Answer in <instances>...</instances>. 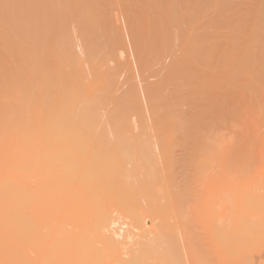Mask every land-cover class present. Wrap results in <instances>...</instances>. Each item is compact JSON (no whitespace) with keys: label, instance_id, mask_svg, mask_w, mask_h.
Instances as JSON below:
<instances>
[{"label":"bare ground","instance_id":"bare-ground-1","mask_svg":"<svg viewBox=\"0 0 264 264\" xmlns=\"http://www.w3.org/2000/svg\"><path fill=\"white\" fill-rule=\"evenodd\" d=\"M16 1H18V3L21 4L23 3L24 0H16ZM91 1L92 0H90V2ZM182 2L184 6V1ZM122 3H123L122 9L124 11L123 14L124 16L127 17L128 23L133 29L132 31L137 29L139 30L138 25L140 24V22L143 21L149 22L150 23L149 27H151V29L153 30L152 37L154 38V40L148 42L149 48L152 47L150 49L151 53H149L150 50L146 45L145 46L147 48H143V44L142 46L138 47V41L136 40L137 38L134 39L136 40L135 42L137 43L136 46L139 48V50L135 52H138L137 56L139 57L138 59L140 61V65L143 68L141 71H147V74L148 71L157 72V69L154 68V65L155 63H157V65L160 64L159 69H160L161 79L159 78L160 75L156 73L159 75V77L156 78L160 79L158 82L155 81L156 83H152V81H150L151 79L150 80L148 79L149 76H152L153 74L149 76L142 75L145 77L146 80L144 91L146 92V97L150 106L151 116L149 115L148 118L150 120H153L154 123H156V120H159L158 100L160 98L161 93L162 92L165 93L166 91V93L169 95L171 99L170 101L172 102L171 106L173 107V109H175V111L173 110V115L170 117V118L173 117L175 123L178 122V124H176L177 127L175 128V130L166 129L165 131H163L159 127H157V125L154 126L153 125L154 123H152L151 124L152 131L145 133L143 132L144 134H139V136L138 134L131 137L129 136L127 137L124 135L115 136L113 135L115 133L113 134L111 133V135L113 136L110 135L105 136L106 132L105 130L104 131L101 130V128H104L103 126L107 125V123L105 124L103 122L101 128L99 125L96 126V130L93 129V135L90 133L91 131L81 132L76 129L74 130L67 129L69 131L63 132V130H60L62 129L61 126L58 128L59 131L58 130L52 132L49 131V98L47 99L43 98V101L40 99L42 102L39 100L35 101L33 98L32 99L30 98L31 101H29V104H23L24 102L23 103L19 102V98L21 96L19 97L18 89L17 90L13 89L16 88V86L18 87L20 85V83L22 82L21 80L22 78L20 76L24 74L20 70L18 76H15L18 73L17 71L19 69H22L21 67L17 68L18 65L21 66V64L17 65L18 61L15 62L14 65H16L17 71L16 68L14 69L12 65V63H14V61L17 60V59L14 60L16 57L15 53L17 52L13 51L14 49L16 50L17 48H14L13 46L14 45L16 46V43L18 40H20V38H14L15 39L14 42L11 41L10 39L11 36L9 33L14 31V28L12 27V29H8L9 23L11 22H8V17L2 14L4 10L0 12L1 15H3L0 16L1 17L0 20H3L5 16L4 18L5 23L3 20V23H0V27L2 24L4 28L2 27L3 29L2 28L1 29L3 31L4 29H6V32L8 33L7 36L8 35L10 36L8 39L4 31L3 37L2 39H0V41L1 42L6 41L9 43V45H7L6 43L5 47L3 46L2 48H5V50H9V51L13 49L12 51L15 54V57L13 53L11 54L13 56H11L12 63H10V65H8V63L11 62L10 60L8 61V63H6L10 55L8 57L6 56L7 60L4 59V56L3 58L0 56V59H2V61L0 60L1 63L2 62L4 63L3 60H5L4 66L1 65L0 63V66H3L0 67V70L2 72V78H5L4 79L5 81H3L2 78H0L2 80L0 81V83L3 84L2 82H6L7 80L6 78L8 76L10 77V74L12 75V73L17 72L16 74L15 73L13 74L15 78H13L14 76H12V78L11 77L9 78L10 82L12 81L11 83L13 84V86L11 83L9 84L13 88H11L10 86H9L10 88H8V85L6 84L8 82L5 83L7 85V88L5 84H3L4 87H1L0 84L1 89L6 88V90L5 89L4 90L7 92V93L5 92L6 94L2 93V95L4 94L3 95L4 99L3 102H1L2 108H0L1 111L0 112V264H264V41H260L259 43L257 42L255 45L251 44L253 45V47L247 51L243 49L244 47H242L241 50L243 49V51L241 50L239 51L241 53L245 51V53L242 54L243 57L242 55H240L242 58L237 57L239 56V54L238 55L236 54V56L234 57H237V61L235 62V60H233L234 59L233 56L231 57L228 56V58H232V61L229 62L230 63L229 64L228 63L229 59L225 57L227 58V60L224 59V61L227 62L223 63L222 60L223 65L220 64L219 66L222 67L224 66V64L225 65L229 64V67L230 66L232 67V69L231 67L227 68L228 66L225 67L226 69H221V68L220 70L218 69V72H221V70H224L223 72L228 70V73L230 75L225 73V75L226 74L229 75L226 77H231V76L236 77V75L239 73L242 76H240V74L239 76L237 75L236 77L237 79L239 78L242 79L244 77L242 79L241 86L240 83L238 84L240 79L237 82L234 79L233 80L235 82L231 80L232 84H230L229 80L225 79L226 81H228L225 84V88L226 86H228L230 87V89H234L233 87L235 85L237 86L238 84V86L235 87L234 90L236 91L238 90L239 92L241 91L240 93L242 95L237 91L238 95L239 94L241 95L240 97L244 96L243 93H245L244 96L245 100L244 97L242 98L238 97L239 99H243V103L242 102L241 103L245 106V108L248 105H249L248 110H252L253 108L258 107L257 109L255 110L253 109L251 111L252 114L255 112L252 115L254 116V118L251 117L250 116L251 113L246 112V110L245 112L243 111L245 114L242 113L238 115V113L236 114L235 112L237 109L240 108V106L242 108V105L240 103L241 100L237 104L235 103L237 102L236 101L237 98L234 101L232 99L233 97L230 96L231 94L230 92L233 93V90L230 89L226 90L227 93L228 90L230 91L229 92L230 94L228 95L231 97L232 101L229 98L230 102L227 101V104L224 106V104H221V102H219L220 100L218 101V99L220 96L221 98L224 97L225 94L227 93L224 92L225 90L224 91L222 90L224 93L221 94L220 90L222 86L221 88L216 89V87H219V85H223V82H219L218 86L215 85L216 83L218 84V82H214L213 84L216 87H213L212 91L210 89L212 87L209 88V82L210 81L213 82L212 80L213 76L209 81L210 79L209 73L211 71L216 72V70H212L211 68L208 69L209 63L206 66V64H204V62H202V60L200 59L199 56L201 51H199L200 50L198 46L199 42L197 44L198 38L196 37L197 38L196 41H193L194 43L197 44L195 49L194 50L192 49L193 51L191 50L187 51V49L182 48L183 54L178 56L179 54H181V52L179 51L177 54L175 47L173 48L172 40L173 41L175 40L174 38H172L171 40V35L173 34L171 32L172 26L169 23V19L173 17L172 16L173 10L175 8L176 10L178 9L176 7L177 4L179 5L178 7L180 8V3L176 2L177 3L176 4L175 0H124ZM190 3L192 4V2ZM6 4L7 3H4L3 0H0L1 8L6 7L5 6ZM188 5L189 4H187L186 6ZM8 6H11L9 2H8ZM203 8L206 9L205 7ZM101 9L103 10V8ZM97 14L98 13L94 14L96 17L94 19L95 21L93 25L94 24L101 25V23L102 25H104L105 28L104 27L103 28L104 30L106 29L105 33H107L108 36L106 42L109 43L108 44L109 47L114 48L116 44L119 43V40H121L118 35L119 29L117 27V25L119 26L118 24L119 22L117 19L118 15L117 14L114 15L113 12L107 10L100 11L98 16ZM193 21L194 20H192V22ZM140 27L142 26L140 25ZM201 28L199 31H201ZM215 28L216 27L213 28V32H215L214 31ZM191 31L192 30H190L189 35L193 34L191 33ZM220 31L219 33H221ZM209 32L210 31H208L207 33ZM92 34L94 35L93 37H95V34L97 35V33L95 34L92 32L88 33V35H92ZM201 34L203 35L202 32ZM201 34L199 35L201 36ZM0 35H2L1 32ZM231 36L234 37V35L232 34ZM88 37L93 38L91 36ZM25 38L27 40V37ZM33 38L36 41L37 38L39 37L37 38L33 37ZM87 39L86 41L88 42ZM143 39L144 38H142V40ZM259 39L260 38H258V40ZM22 40L25 39L21 38L19 42H24ZM29 40H32V38ZM42 40L45 42L44 39ZM95 40H96L95 42H98L99 39L97 40L96 38ZM9 41H11L12 46ZM190 41H192V39ZM215 41L216 40H214V42ZM233 41L230 43H233ZM1 42L0 44H4V42L2 43ZM25 42L24 45L28 43L30 45L33 43V41H31L32 43L30 42L25 43ZM60 42L62 41L60 40ZM91 42H89V44L87 43L88 45H90L89 49L92 47L94 48L97 47L95 45L96 44L95 42L92 45ZM252 42H254V40ZM194 43L192 45H194ZM204 44L206 45V43ZM204 44L202 46H204ZM64 45H65L64 48H62V46L61 47L58 46V47H60V49L61 48L64 49V52L67 53L65 54L66 56L73 55L75 58L77 54L80 55L81 53H85V50H80L81 53L78 52L77 50L78 45L76 46V43L74 45L73 42L67 41L66 43H64ZM88 45H87V49H88ZM158 45H161L159 46L160 48H158ZM183 45L185 44L183 43ZM30 46L32 48V45ZM7 47H9V49H7ZM16 47H18V45ZM21 47L24 46L21 45ZM84 47H86V45ZM84 47H82V49ZM153 47L157 48L156 52L154 50V54L157 55V58L156 56L155 58L151 57L153 54L152 52ZM18 49L20 50L21 53L20 47H18ZM29 49L28 51H30ZM90 50L92 51V49ZM9 51L6 52L4 51V52L6 54ZM95 51L96 49L94 50V52ZM110 51L109 53L108 52L106 53L110 54ZM214 51H215V47H214ZM223 51L221 52L223 53L221 59L222 57L224 58V56H227L228 54L227 53L226 55H224L225 53ZM22 52H25V54L29 53V52L26 53V50L25 51L23 50ZM32 52L36 53V49L35 50L33 49L31 53ZM40 53L42 54L41 51ZM193 53L195 55L194 56L195 61H193V57H192ZM221 53L220 54L218 53V56L222 55ZM0 54L2 53L0 52ZM25 54L24 57H26ZM52 54L51 56H53ZM101 54L102 53H100V55ZM18 55L21 56L20 54ZM89 55H92L91 52ZM228 55H230V53ZM231 55H233V53H231ZM30 56L31 54L28 57ZM46 56L44 55V57ZM186 56H190L189 60L195 63H191L190 61V63L187 64V62L185 61H187L189 57L186 58ZM20 58L22 60L23 57L21 56ZM32 58L33 57L29 59L32 61L33 60ZM34 58L37 59L36 56ZM151 58L155 59L154 62L155 61L156 62L154 63L153 59L151 60ZM184 58H186L187 60ZM238 58H241L242 62H238L239 61ZM41 59L42 58H40V60ZM47 59H49V57ZM72 59L70 63H73ZM76 59L78 60V58ZM24 60H26L27 63L28 59H24ZM63 61L67 63L66 59ZM37 63L36 62L33 63L32 65L33 70L32 72L31 70H29L30 73L28 72L29 68H25L26 67L25 65L23 67L26 69L28 74H30L29 79L31 77L30 81H28V79L25 81H28L27 84H29V82L33 83L30 85L33 86V90L35 92L36 91L38 92L39 87H42L41 84L45 85L43 81L46 82L45 77L48 75L47 70L49 69L47 68V65L45 63V65L41 66L42 68L39 67L41 68L40 69L42 71L41 72L40 70H38L39 68L35 67ZM80 63L81 62H79V64ZM219 63H221V61ZM235 64L237 65V68L239 64V68H241L240 70H242V72H240L239 69L237 70V68H235L236 67ZM5 65L7 67H5ZM113 65L115 66V64ZM157 65L156 68H158ZM233 65L235 66L234 68ZM11 66L12 69H10ZM215 66L216 67L214 68L213 66V68L217 69V65ZM5 68L6 69L9 68L11 71L8 69L7 72ZM76 68H72L74 72L73 70H71V72L73 73L76 72V74H79L78 76L80 77L81 71L79 69V73H77L78 70L75 71ZM139 68L141 69V67ZM119 69L117 70L118 74H119ZM162 69L164 70V74L162 72L163 76L161 74ZM229 69H231L230 72L231 71L233 72V69L236 70L233 72L234 76L232 72L231 73L229 72ZM3 70H5L4 73L6 72L7 75L3 74ZM63 70L66 69L63 68ZM68 71L66 70L67 73ZM132 71H134V69ZM36 72H38L37 73L38 75H36ZM39 72H41V74ZM66 72L63 71V73H61V71H57V74H60L58 76L60 77V79L62 78L63 80L62 82L66 81L71 84H74L73 82L70 81L71 78H73L70 76L71 72L68 73L69 76L65 74ZM84 72L86 74V71ZM236 72L238 73L236 74ZM91 73L92 71H90V75H92ZM63 74H65L66 79L65 77H63L64 76ZM94 74H96L97 76L98 72L96 73L94 72ZM104 74H102L101 76L103 77ZM214 74H217V72ZM214 74L210 73V76ZM220 74L223 75L222 72ZM90 75L85 77L87 78ZM158 75H154V76H158ZM96 76L95 79L96 78L99 79L98 80L94 79L95 83L96 81L97 82L100 81V79L103 80V78H100V76L99 77ZM17 77L21 78V79L19 78L21 82L18 80ZM79 77L76 76V78L75 77L74 78L79 79ZM116 77H119V75ZM24 78L26 79V76H24ZM49 78L47 77L46 79ZM81 78L76 82L75 86L78 84V82L83 80V79L81 80ZM112 78L113 77L111 76V78L109 79V76L107 75V82H111L110 80H112ZM217 78L218 76H216V81ZM12 79L15 80L14 81L15 83H13ZM68 79L69 81H67ZM57 80L59 79L57 78ZM113 80H115L116 82L115 78ZM222 80H224V78ZM25 81H24V87L26 85ZM91 81L93 82V80ZM122 82L124 81L122 80ZM228 83L229 85H227ZM99 84L101 85V83ZM108 84L104 83L105 85L103 86L104 88L103 87L100 88L99 91L101 89L106 90L109 87L114 88L113 86L114 84H112L113 87L111 86L108 87ZM64 85L68 86L66 84ZM27 86L28 85H26V87ZM52 87L53 85L52 86L50 85V87L48 88L51 89ZM71 87L73 88V85L72 86L70 85V88ZM136 87L138 88L139 86ZM241 87H243V89L245 88L244 89L245 92L242 93ZM22 88H23L22 85H20V89ZM135 88L132 92H130L131 94H129L130 100H132L134 103L137 102V98L140 97L139 92ZM28 89L30 91V88ZM84 89L85 88H83V90ZM214 89H216L220 93V96L218 93L215 94V97L213 95L214 98H216L218 95V98L215 102H213V105L216 102H217L216 104H218L219 102L221 105H223V106L220 105V107H223L220 108L223 111L221 112L220 110L218 111L220 113L217 112L216 110L217 107H214L216 105L212 106V104L210 103V98L212 96L210 97L211 94L209 93L214 94L213 93ZM33 90L30 93H32ZM91 90L92 89H90L89 92H91ZM114 90L113 92H115ZM216 90L215 93L217 92ZM22 91L20 92L22 93ZM47 91L48 90H46L45 92ZM86 91L88 90L86 89ZM99 91L97 90V92ZM45 92L43 91L44 94ZM49 92L47 93L49 94ZM81 92L78 94L79 96ZM108 92L106 91L105 93ZM164 93H162V95L165 96L166 93L165 94ZM234 93L233 95L235 98L236 93L235 94ZM98 94L100 95L99 99L105 96L104 98L105 100H107L106 97L108 95L106 96V94H104V91H102L101 93H97V95ZM101 94H104V96L103 95L101 96ZM93 95L96 96L95 93H93ZM99 95L96 98L94 97L92 98L97 100ZM26 96L24 98L28 97ZM83 97H85V95ZM227 97L228 96H226V98ZM0 98H1V94H0ZM85 98H89V97L86 96ZM223 99L224 100H222V102L224 101L223 103H226L225 98ZM102 100L103 99H101V101ZM86 101H90V100H86ZM231 102L235 103V104L232 103L235 106V108L234 106H232V108H234L233 110H230L232 109L231 107L229 109V106H231ZM93 103H97V101ZM103 103L104 102H102L101 104ZM106 103H107L106 104L107 107L105 106L106 109H104L105 107L103 108L104 105L103 106L101 105L99 107L97 106V108H99L100 111L102 110L100 107L103 108V111L104 110L106 111L107 109L113 110L114 112L116 111V114H113L114 112L112 111H110L109 113L108 110L107 112H104V114L107 113L106 116L109 117V118L106 117L108 122L109 121L114 122L112 121V119L114 120L117 119V116L118 117L127 116L126 112H128V109L125 110V113L123 115L124 110L122 111L120 105L118 106V104L117 105L115 104L116 106L115 107L109 102L113 107L108 108V104H109L108 100ZM3 105H4V109H3ZM86 105L87 104H85V106ZM90 105L91 106L88 105L89 107L87 110H91L92 109L91 107H95L94 106L95 104H90ZM140 105L141 104L139 103V106ZM117 106L120 108H117ZM167 106H170V104ZM171 106H170V110L172 111ZM27 107L31 108L34 114L33 115L30 114L31 115L30 118H27L28 116L23 117L26 118V120L25 119L19 120V118L24 116L25 115L24 113L27 112L26 111ZM212 107L215 108V112H217V114H213L214 111L212 110ZM123 108L126 107L123 106ZM241 108L238 111L239 113ZM130 109L131 111L132 109L134 111V108H130ZM117 110H121L119 111L121 112L119 114L122 115L119 114L117 115ZM165 110L167 109L164 108V111ZM256 110L258 111L256 112ZM100 111L97 110L98 113ZM103 111L101 113H103ZM226 111L228 114H224L226 115L224 117L223 115L220 116L222 117L221 119L223 122L222 124L220 123L219 124L220 126H222L225 123L223 127L225 128L227 126V129L229 127L230 128L232 127L231 131L234 130L233 133L231 132L232 137H229L230 131L223 129V131L226 132H222L218 129V126H211V128L217 127L219 132L217 131L218 132L217 133L215 131L213 134H210L211 120L215 117L217 118L220 114L226 113ZM98 113L97 115L99 116ZM130 113L128 112V114L130 115L128 116L129 119L128 117H126L128 123L126 122L125 119H123V121H125L127 126L129 122H132V120L130 121L131 119L130 117L132 113L131 114ZM260 113H262V115ZM108 114H113L114 116L111 115L112 118H110ZM243 114L246 116H244ZM241 115H243L242 119L246 118L245 120L247 121H249L248 119H250V117L251 120L252 118L253 119L256 118L254 121L252 120L253 121L252 124L249 122L254 127H251L250 124L247 123V121H245L247 127L246 125H243L244 128L246 127L245 129L242 128L243 134L245 135L243 136V139H242L243 134L241 133L242 126L240 124L241 117H239ZM136 116H139V114ZM103 117L104 115L102 116V118ZM236 118H240V120ZM257 118L259 119L258 122L259 121L262 122L261 123L256 122ZM106 119L104 121H106ZM100 120L98 122L95 120L94 122H97L99 124V122L100 123L102 122ZM118 120L122 121V119L120 118ZM224 121L226 122L229 121L230 124L232 125L231 126L226 125V122ZM116 122L117 120H115V123ZM61 123L62 122H60V124ZM125 123L123 122L124 126L126 125ZM136 123H138V121ZM245 123L243 122L242 124ZM120 124L122 125V123ZM120 124L118 123L117 125ZM97 127H99L100 129V131L98 132L101 133V131H103L105 132V134L103 133L104 135L102 134V136H100L101 134L97 132L98 129ZM107 127L110 126L107 125ZM114 127L116 129V126ZM120 127L119 129H122L123 126L121 128ZM132 127L134 128V126H129L130 129ZM124 129H126V127ZM109 131L113 132V129L112 131L111 130ZM249 132L250 134L253 133V137L251 136L252 139L249 136ZM94 133H97V136ZM253 140L254 142L252 143ZM242 141L243 144L239 145L238 147V149L240 147L242 148L241 151L239 149V153H241V156L237 154L238 158L237 160H234L232 158L235 157V155L232 156L230 154L233 152V148H235L237 144L242 143ZM254 146H255V150L253 149L254 152H252L251 150L252 148H254ZM194 182H196V184H194ZM191 184H194L193 186L198 184L199 191L197 194L189 191ZM190 192L194 193L195 196L194 194L190 195ZM190 196L191 198L193 196V199H191Z\"/></svg>","mask_w":264,"mask_h":264},{"label":"rangeland","instance_id":"rangeland-1","mask_svg":"<svg viewBox=\"0 0 264 264\" xmlns=\"http://www.w3.org/2000/svg\"><path fill=\"white\" fill-rule=\"evenodd\" d=\"M4 1V3H7L5 6L6 7H4V8H1V11L0 12H2L3 10V12H2V14L3 15H5V16H7L8 17V22H11V23H9V28L8 29H12V27L14 28V31H12V32H10L9 34H10V36H11V41L12 42H14V38H20V40H21V38L22 39H25V40H22V41H26V42H30V43H32L31 41H33V43L32 44H30V45H32V48L35 50L36 49V53L34 52H32L31 53V51H33V49L31 48V46L29 45V43L28 44H26V45H24V42H19L20 40H16L17 41V43H16V46L18 45V47H20V49H21V53H20V50L18 49V47H16L15 45L13 46L14 48H17L16 50L14 49H12L13 51H15V52H17V53H15L16 54V57H15V54L13 53V51L12 50H5V48H2L3 46L5 47V45H6V43H7V45H9V43L8 42H6V41H2V42H4V44H0V52L2 53V54H0V56L3 58V56H4V59H6L9 55H10V57H8V60H7V62L6 63H8V61L10 60L11 62H9L8 63V65H10V63H12V60H11V56H13L14 55V57H15V59H14V57H13V59L14 60H16V61H14V63H12V65H13V68L15 69L16 68V65H14L15 64V62H17V65L18 64H21V66L20 65H18V67L17 68H22V69H19L18 71H17V68H16V71L18 72H14V71H12V72H14L16 75L15 76H18V74H19V71L21 70V72H23L24 74L23 75H21L20 77L22 78H20V77H17L18 78V80L21 82V80H22V82L20 83V85H22V87L24 88H22V89H20V85L17 87L16 86V88H13V87H11V85L9 84V83H11L10 82V77L12 78V76H14L13 74L14 73H12V75L10 74V77L8 76L6 79V82H8V83H6V82H2L3 84H7L8 85V88H13V89H18V91H19V102H24L23 104H29V101H31V99L33 98L35 101H43V98H45V99H47V98H49V131H55V130H58L59 131V127L61 126V128L62 129H60V130H63V132H66V131H69V130H74V129H76V130H78V131H91L90 133L93 135V129H95L96 130V126H99L100 125V128H101V126L103 125V122L106 124L107 123V125L108 126H110V127H113V128H110V127H107V125H105V126H103L104 128H101V130H105V132H106V134H105V132H103V131H101V133L100 132H98V131H100V129H99V127H97L98 129H97V132L99 133V134H101L100 136H102V134L104 133L105 134V136H107V135H110V136H113V135H115V136H129V137H131V136H135V135H137L138 134V136H139V134H144L145 132H151L152 131V123H154V121L153 120H150L148 117H149V115H150V106H149V103H148V100H147V97H146V92L144 91V89H145V85H146V80H145V77L144 76H149V75H152V76H149V80L150 81H152V83H156V82H158L160 79H161V75H160V69H159V65L160 64H158L157 65V63H155L154 62V60L155 59H153V58H155V56H156V58H157V55L156 54H154V50H155V52H156V50H157V48H155V47H153V50H152V52H153V54H152V56L151 57H153V58H151V60L153 59V62L155 63V65H154V68L155 69H157V72L155 71V72H153V71H148V74H147V71H141L143 68H142V66L140 65V61H139V57L137 56L138 55V52H135V51H138L139 50V46H142V44H143V48H147L148 47V49L150 50L152 47H150L149 48V46H148V42L150 41H152V40H154V38L152 37V34H153V30L151 29V27H149L150 26V23L149 22H146V21H143V22H140V24L138 25L139 26V30L137 29V30H134V31H132L133 29L131 28V26L129 25V23H128V20H127V17L126 16H124V14H123V9H122V6H123V1L124 0H92L91 2H90V0H24L23 1V3H18V1H16V0H3ZM69 1V2H68ZM89 1V2H88ZM111 1H112V3H111ZM179 0H175V3L177 2V3H180V8H182V9H180L178 6V4L176 5V7L178 8L177 10H176V8L173 10V17L172 18H170L169 19V23H170V25L172 26H170L171 27V32H172V34L173 35H171V40H172V38H174V40L175 41H173L172 40V44H173V48L175 47V50H176V53L178 54V52L180 51L181 52V54H179L178 56H180V55H182L183 53H182V51H183V49L182 48H184V49H187V51H189V50H191V51H193L194 49H195V47H196V45L198 44V42H199V44H198V46H199V51H201L200 52V59L202 60V62H204V64H206V66L208 65V63H209V65H208V69H212V70H216V72H217V74H214V73H216V72H210L211 74H214V75H211L210 76V73H209V81L211 80V77L213 76V78H212V80H213V82L212 81H210V82H212V83H210L209 82V88L210 87H212V88H210L211 89V91L213 90V87H216L215 85H219V82H223V85H219V87H216V89H218V88H221V86H222V88H225V84L228 82V81H226V80H229V82H230V84H232L231 83V80H235L236 82L240 79H237L236 77H237V75L239 76V74H237L238 72H236V77L234 76V74H233V72L234 71H236V70H234L233 69V72H232V74H233V76L234 77H226V76H229L230 74L228 73V70H226L225 72H223L224 70H221V72H222V74L226 77H224L223 75H221L220 73L221 72H218V69L220 70V68L221 69H226L225 67H227V68H230L229 67V62H231L232 61V58H228V56H236V54L238 55L239 54V56H237V57H241L240 55H242V54H244L245 53V51L244 52H239L240 50H241V48L242 47H244L243 49H245L246 51L247 50H249L250 48H252L253 47V45H255L257 42L259 43L260 41H264V36H263V34H264V0H220V2H219V0H191V1H187V0H181V1H179ZM182 1H184V6H183V2ZM185 1H186V3H185ZM213 1V2H212ZM8 2L10 3V5L11 6H8ZM95 4H94V3ZM110 2V3H109ZM182 2V3H181ZM190 2H192V4L190 3ZM205 2H206V5H205ZM87 3V4H86ZM93 3V4H92ZM194 3V4H193ZM196 3V4H195ZM208 3V4H207ZM187 4H189V5H191V6H186ZM198 4V5H197ZM215 5V6H214ZM121 7V8H120ZM183 7H184V9H183ZM196 7V8H195ZM203 7H205L206 9H204ZM101 8H103V10H107V11H110V12H113V14L115 15V14H117L118 16V24H119V26L117 25V27H118V29H119V38L121 39V40H119V45L118 44H116V46L114 47V48H111V47H109L108 46V42H106L107 41V39H108V36H107V33H105V31H106V29L104 30V25H102V23H101V25H97V24H94L93 25V23H94V19H95V15L94 14H96V13H98L99 14V12L100 11H103ZM189 8V9H188ZM198 8V9H197ZM207 8H210V9H207ZM214 8V9H213ZM218 8V9H217ZM195 9V10H194ZM202 9V10H201ZM178 10H180V11H178ZM183 10V11H182ZM215 10V11H214ZM178 11V12H177ZM190 11H192V12H190ZM202 11V12H201ZM115 12V13H114ZM118 12V13H117ZM180 12V13H179ZM184 12V13H183ZM187 12V13H186ZM211 12V13H210ZM215 14V16H214V14ZM98 14H97V16H98ZM184 14V15H183ZM210 14V15H209ZM3 15H1V13H0V16H3ZM179 15V16H178ZM183 15V16H182ZM188 15V16H187ZM194 15V16H193ZM5 16H4V18H5ZM120 16V17H119ZM176 16V17H175ZM178 16V17H177ZM209 16H211V17H209ZM224 16H225V18H224ZM229 16V17H228ZM180 17V18H179ZM219 17V18H218ZM223 17V18H222ZM1 18V17H0ZM3 18V20H4V23H5V19ZM174 18V19H173ZM191 18H193V19H191ZM221 18V19H220ZM227 18V19H226ZM173 19V20H172ZM201 19V20H200ZM205 19V20H204ZM207 19H209V20H207ZM216 19V20H215ZM217 19H218V21H217ZM223 19V20H222ZM231 19V20H230ZM3 20H0V21H2V22H0V23H3ZM7 20V19H6ZM177 20H178V22H177ZM192 20H194L193 22H192ZM220 20V21H219ZM233 20V21H232ZM197 21V22H196ZM208 21V22H207ZM212 21H213V23H212ZM230 21V22H229ZM174 22H175V24H174ZM177 22V23H176ZM183 22V23H182ZM203 22V23H202ZM191 23V24H190ZM217 25H216V24ZM7 24V23H6ZM194 24V25H193ZM222 24V25H221ZM231 24V25H230ZM95 25H96V28H95ZM140 25L142 26V27H140ZM146 27H145V26ZM174 25V26H173ZM176 25V26H175ZM180 27H179V26ZM192 25V26H191ZM203 25V26H202ZM226 25H228V26H226ZM263 27H262V26ZM36 26V27H35ZM97 26H98V28H97ZM189 26H190V28H189ZM207 26V27H206ZM3 26H2V24H1V27H0V32L2 33V35H0L1 36V38L0 39H2V37H3V33H4V31H5V35L7 36V32H6V29H4V31L2 30L3 28H2ZM101 27V28H100ZM104 27V28H103ZM183 29H182V28ZM194 27V28H193ZM201 27H204V28H201ZM209 27V28H208ZM214 27H216L215 28V32H213V28ZM2 28V29H1ZM5 28H6V25H5ZM143 30H142V29ZM186 28V29H185ZM193 28V29H192ZM200 28H201V31H199L200 30ZM212 28V29H211ZM218 28V29H217ZM223 28V29H222ZM147 29V30H146ZM180 29V30H179ZM187 29H189V30H187ZM207 31H206V30ZM209 29V30H208ZM216 29H217V31H216ZM225 29V30H224ZM230 29V30H229ZM233 31H232V30ZM237 29V30H236ZM149 30V31H148ZM150 30H151V32H150ZM177 30V31H176ZM184 30V31H183ZM185 30H186V32H185ZM190 30H192L191 31V33H193L192 35L190 34L189 35V32H190ZM196 30H197V32H196ZM204 30V31H203ZM220 30H222V31H220ZM225 32H224V31ZM229 32H228V31ZM259 30H261V31H259ZM121 31V32H120ZM143 31V32H142ZM147 31V32H146ZM206 31V32H205ZM208 31H210L209 33H207ZM219 31L221 32V33H219ZM259 33H258V32ZM263 31V32H262ZM89 32H92V33H97V35L95 34V37H93L94 35L92 34V35H88V33ZM133 32V33H132ZM142 32V33H141ZM149 32V33H148ZM201 32L203 33V35L201 34ZM223 32V33H222ZM236 32V33H235ZM99 33V34H98ZM136 33V34H135ZM148 33V34H147ZM151 33V34H150ZM179 33V34H178ZM195 33V34H194ZM216 33V34H215ZM225 33V34H224ZM234 33V34H233ZM188 36H187V35ZM199 34H201V36L199 35ZM207 34V35H206ZM226 34H227V36H226ZM231 34L232 35H234V37L233 36H231ZM4 35V36H5ZM31 35V36H30ZM134 35H135V37H134ZM138 35V36H137ZM181 35V36H180ZM184 35V36H183ZM229 35V36H228ZM9 35L7 36L8 37V39H9V37H10ZM58 36V37H57ZM87 36V37H86ZM88 36H91V37H93V38H90V37H88ZM148 36V37H147ZM174 36V37H173ZM178 36H180V37H178ZM200 36V37H199ZM25 37H27V40H26V38ZM33 37H35V38H37V37H39V38H37V40L35 41L34 40V38ZM41 37V38H40ZM101 37V38H100ZM104 37H106V38H104ZM198 39H197V38ZM214 37V38H213ZM13 38V39H12ZM31 39L32 38V40H29V39ZM50 38V39H49ZM64 38H66V39H64ZM72 38H73V40H72ZM88 38V39H87ZM97 38V40H98V42H95L96 39ZM135 38H137L136 40L138 41V47L136 46V40H134ZM140 38V39H139ZM142 38H144L143 40H142ZM182 38V39H181ZM186 38H189V39H186ZM194 38V39H193ZM205 38V39H204ZM213 38V39H212ZM216 38V39H215ZM231 38V39H230ZM258 38H260L259 40H258ZM42 39H44L45 40V42L42 40ZM47 39V40H46ZM57 39V40H56ZM68 39V40H67ZM72 41H71V40ZM86 39L88 40V42L86 41ZM93 39V40H92ZM106 39V40H105ZM147 39V40H146ZM192 39V41H190ZM196 39H197V44L196 43H194L193 41H196ZM209 41H208V40ZM3 40H4V38H3ZM6 40H7V38H6ZM60 40L62 41V42H60ZM65 40H67V41H70V42H73L74 43V45H75V43H76V46H77V50H78V52L79 53H81V51L80 50H85V53H81L80 55L79 54H77V56H75V58H74V56L72 55H70V56H66L65 54H67L66 52H64V49H62V48H64V43H66L67 41H65ZM90 40V41H89ZM100 40H101V42H100ZM214 40H216L215 42H214ZM226 40V41H225ZM234 40V41H233ZM238 40V41H237ZM254 40V42H252ZM255 40H256V42H255ZM258 40V41H257ZM11 41H9L10 43H11ZM35 41V42H34ZM38 41H40V42H38ZM92 41V42H91ZM105 41V42H104ZM140 41V42H139ZM142 41V42H141ZM145 41H146V43H145ZM233 41V43H230V42H232ZM1 42V41H0ZM1 42V43H2ZM25 42V43H26ZM47 42V43H46ZM81 42V43H80ZM83 42H84V44H83ZM89 42H91V45L95 42L96 44V46L97 47H92V48H90V49H92V51L94 52V50L96 49V51L93 53L90 49H89V46L90 45H88L89 44ZM176 42V43H175ZM218 42V43H217ZM252 42V43H251ZM20 43H21V45H23L24 47H21V45H20ZM23 43V44H22ZM36 43H37V45H36ZM39 43V44H38ZM59 43V44H58ZM61 43V44H60ZM86 43V44H85ZM88 43V44H87ZM99 43V44H98ZM100 43H101V45H100ZM178 43V44H177ZM183 43L185 44V45H183ZM194 43V45H192ZM204 43H206V45L204 44ZM220 43H222V44H220ZM43 44V45H42ZM46 44H48V45H45ZM51 44H52V46H51ZM81 46H80V45ZM99 46H98V45ZM125 44V45H124ZM140 44V45H139ZM189 46H188V45ZM204 44V46H205V48H204V46H202ZM229 44V45H228ZM239 45V46H237V45ZM251 44H253V45H251ZM35 46V48H34V46ZM39 45H40V47H39ZM86 45V47H84ZM87 45H88V49H87ZM103 45V46H102ZM147 47H146V46ZM150 45V44H149ZM178 45V46H177ZM181 45V46H180ZM210 45V46H209ZM224 45V46H223ZM228 45V46H227ZM11 46H12V43H11ZM28 46H29V48H28ZM38 46V47H37ZM58 46H62V48L60 49V47H58ZM151 46V45H150ZM159 46H161V45H158V48H160ZM192 46V47H191ZM201 46V47H200ZM217 46H218V48H217ZM220 46V47H219ZM234 46V47H233ZM251 46V47H250ZM41 47H42V49H41ZM82 47H84L83 49H82ZM99 47H100V50H99ZM101 47H102V49H101ZM109 48V50H108V48ZM122 47V48H121ZM126 47V48H125ZM180 47V48H179ZM190 49H189V48ZM211 47H213V48H211ZM214 47H215V51H214ZM247 47V48H246ZM11 48V47H10ZM22 48H24V49H22ZM37 48H40V49H37ZM45 48H46V50H45ZM78 48H80V49H78ZM104 48V49H103ZM124 48V49H123ZM138 48V49H137ZM142 48V47H141ZM207 48V49H206ZM231 48V49H230ZM3 49H4V51L6 52V51H9V52H7L6 54H5V52L3 51ZM7 49H9V47H7ZM28 49L30 50V51H28ZM53 49H54V51H53ZM61 51H60V50ZM94 49V50H93ZM110 49H111V51H110ZM126 49V50H125ZM178 49V50H177ZM182 49V50H181ZM193 49V50H192ZM209 49V50H208ZM211 49H212V52H211ZM219 49V50H218ZM243 49L241 50V51H243ZM25 51L26 50V53L27 52H29V53H27V54H25V52H22V51ZM42 50H44V51H42ZM49 50H51V51H49ZM59 50V51H58ZM87 50H89V51H87ZM97 50H99V51H97ZM148 50V51H149ZM198 50V49H197ZM196 50V51H197ZM224 50V51H223ZM38 51V52H37ZM40 51L42 52V54L40 53ZM47 51V52H46ZM109 51H110V54H108L109 53ZM195 51V52H196ZM208 52V53H205V52ZM224 52L225 54L224 55H226L227 53L229 54L230 53V55H228L227 54V56H224V58L222 57V59H221V56H223V53H221V52ZM232 51V52H231ZM19 52V53H18ZM58 52V53H57ZM64 52V53H63ZM84 52V51H83ZM88 52V53H87ZM90 52H91V54L92 55H89L90 54ZM99 54H98V53ZM106 52H108V53H106ZM113 52V53H112ZM129 54H128V53ZM194 52V53H195ZM202 52H204V53H202ZM215 52V53H214ZM239 52V53H238ZM13 53V55H11ZM23 53V54H22ZM53 53V54H52ZM60 53V54H59ZM87 53V54H86ZM100 53H102L101 55H100ZM104 53H106V54H104ZM149 53H151V50L149 51ZM194 53L192 54V57H193V61H195L194 60ZM202 53V54H201ZM212 53V54H211ZM218 53L220 54H222V55H220V56H218ZM231 53H233V55H231ZM4 54V55H3ZM18 54H20L23 58H22V60L24 61V63H23V61L21 60V56H19ZM24 54H25V56L26 57H24ZM31 54V56L30 57H28L29 55ZM32 54H35V55H32ZM37 54V55H36ZM46 54H47V56H46ZM51 54L53 55V56H51ZM86 54V55H85ZM98 54V55H97ZM109 56H108V55ZM112 54V55H111ZM207 54V55H206ZM19 57H18V56ZM42 57H41V56ZM44 55L46 56V57H44ZM58 55V56H57ZM78 55H79V57H78ZM87 55H89V56H91V57H89V56H87ZM214 55V56H213ZM7 56V57H6ZM37 57V59L36 58H34V57ZM80 56H81V58H80ZM84 56V57H83ZM102 56V57H101ZM105 56H106V58H105ZM110 56H111V59H110ZM212 56V57H211ZM28 57V58H27ZM31 57H33L32 59V61L29 59V58H31ZM42 58L41 60L43 61H41L40 60V58ZM49 57V59H47ZM53 57V58H52ZM64 57H66V58H64ZM67 57H68V59H67ZM90 59H92V60H90ZM109 57V58H108ZM189 57V58H188ZM202 57V58H201ZM225 57H227L228 59H229V61H228V63L229 64H224V66H222V67H219L220 66V64L221 65H223V63L225 62H227V61H224V59L225 60H227V58H225ZM237 57H234V59L233 60H235V62L237 61ZM242 57H243V55H242ZM241 57V58H242ZM19 58H20V61H19ZM50 58H52V59H50ZM58 58V59H57ZM72 58H74V59H72L73 61V63H70V61H71V59ZM76 58H78V60L76 59ZM85 58V59H84ZM94 58V59H93ZM114 58V59H113ZM186 58H188V60L186 59ZM186 58H184V59H186L187 61H185V62H187V64H189L190 63V61L191 60H189L190 59V56H186ZM214 58V59H213ZM218 58H219V60H218ZM241 58H238V62H242V60H241ZM24 59H28L27 60V63H26V60H24ZM44 59V60H43ZM67 60V63L65 62V61H63V60ZM81 59V60H80ZM104 59V60H103ZM138 59V60H137ZM183 59V58H182ZM211 59V60H210ZM231 59V60H230ZM1 61H2V59H0ZM47 60V61H46ZM51 60V61H50ZM74 60H75V62H74ZM77 60V61H76ZM80 60V61H79ZM94 60V61H93ZM109 60V61H108ZM222 60H223V63H222ZM4 61V63H5V60H3ZM22 61V62H21ZM41 63H40V62ZM49 61V62H48ZM62 61V62H61ZM87 61H88V64H87ZM111 61H112V63H111ZM116 61V62H115ZM193 61H191V63H195V62H193ZM211 61H213V62H211ZM221 61V63H219ZM20 62V63H19ZM28 62H31V63H28ZM40 63V64H34L35 65V67H37V68H39V67H41V66H43V65H45V63H46V65H47V68H49L48 70H47V72H48V75L45 77V80H46V82L45 81H43L44 83H45V85L44 84H41V86L42 87H39V90H38V92L36 91H34L33 90V86L32 85H30V84H33L32 82H29V84H27L28 83V81H30L31 80V77H30V79H29V75L30 74H28V72L30 73V71L29 70H31V72H32V70H33V68H32V65H33V63ZM51 62V63H50ZM58 62V63H57ZM79 62H81L80 64H79ZM119 64H118V63ZM132 62V63H131ZM1 63V62H0ZM3 63V62H2ZM1 63V65H3L4 66V63L2 64ZM66 63V64H65ZM71 65H70V64ZM78 63V64H77ZM94 63H95V65H94ZM108 63V64H107ZM109 63H111V64H109ZM121 63V64H120ZM124 65H123V64ZM211 63H213V64H211ZM27 64V65H26ZM55 64V65H54ZM60 64V65H59ZM82 64V65H81ZM85 64V65H84ZM97 64H98V66H97ZM113 64H115V66L113 65ZM117 64V65H116ZM237 64V63H236ZM235 64V65H236ZM240 64V63H239ZM239 64H238V68H237V65H236V67L233 65V68L235 67V68H237V70L239 69V71L240 72H242V70H240L241 68H239ZM24 65L26 66L25 68H29L28 69V72L26 71V69L25 68H23L24 67ZM50 65V66H49ZM77 66V68H76V66ZM80 65H81V67H80ZM92 65V66H91ZM110 65V66H109ZM121 65V66H120ZM156 65L158 66V68H156ZM215 65H217V69H214L216 66ZM3 66H0V67H3ZM30 66H31V68H30ZM64 66V67H63ZM67 66V67H66ZM104 67V69H103V67ZM126 66V67H125ZM213 66H214V68H213ZM5 67H7L6 65H5ZM112 67V68H111ZM118 67V68H117ZM122 67V68H121ZM124 67V68H123ZM139 67H141V69L139 68ZM219 67V68H218ZM42 68V67H41ZM41 68H39L38 70H40ZM63 68L64 69H66L67 71H68V73L69 72H71V70H73L72 68H76L75 69V71H77V73H79V69H80V71H81V73H80V77L78 76L79 74H76V72L75 73H73L74 72V70H73V72H71V74H70V76L71 77H73V78H71V82H73L74 84H71V83H69V82H66V81H64V82H66V83H64V82H62L63 80H62V78L60 79V77L58 76V75H60V74H57V71H61V73H63V71L64 72H66V70H63ZM84 68V69H83ZM109 68V69H108ZM115 68H117V69H115ZM119 68H121V69H119ZM1 69H3V68H1ZM6 69V68H5ZM9 68H7L6 69V71L8 70ZM10 69H12V66H11V68ZM9 69V70H10ZM13 69V70H14ZM62 69V70H61ZM83 69V70H82ZM86 69H88V70H86ZM95 69V70H94ZM102 69V70H101ZM113 69V70H112ZM119 69V74H118V70ZM123 69V70H122ZM134 69V71H132ZM154 69V70H155ZM231 69H232V67H231ZM231 69H229V72H230V70ZM97 70V71H96ZM4 71L5 70H3V74H6L7 75V73L5 72L4 73ZM11 71V70H10ZM9 71V72H10ZM41 71V70H40ZM84 71H86V74H85V72ZM90 71H92V75H90ZM96 73V72H98V75L96 76V74H94V72ZM106 71H107V73H106ZM112 71H113V73H112ZM124 71V72H123ZM159 71V72H158ZM210 71V70H209ZM8 72V71H7ZM21 72H20V74H21ZM42 72V71H41ZM41 72H39L40 74H41ZM55 74H54V73ZM83 72V73H82ZM153 72V73H152ZM162 72H163V74H164V70L162 69V71H161V74H162ZM230 72V73H231ZM25 73H27V74H25ZM38 72H36V75H38L37 74ZM67 72L65 73L66 75H68L69 76V74H68ZM104 74V76L102 77L101 75L102 74ZM117 73V74H116ZM120 73H121V75H120ZM126 73V74H125ZM156 73H158L159 75H160V77H159V75L158 74H156ZM225 73H227V74H229V75H225ZM65 74H63L64 76L63 77H65ZM73 74V75H72ZM85 74V75H84ZM93 74H94V76H93ZM123 74V75H122ZM131 74V75H130ZM163 74H162V76H163ZM0 75H1V77L0 78H2V72H1V70H0ZM88 75H90L89 77H85V76H88ZM106 75V76H105ZM107 75L109 76V79L111 78V76L113 77L112 78V80H110L111 82H107ZM111 75V76H110ZM114 75H116V76H118L119 75V77H116V76H114ZM126 75H127V77H126ZM142 75H144V76H142ZM154 75H158V76H154ZM15 76L13 77V78H15ZM24 76H26V79L24 78ZM52 76V77H51ZM55 76H57V77H55ZM76 76L77 77H79V79L81 78V80L83 79L84 80V82H83V80L82 81H80V82H78V84L75 86V84H76V82L79 80V79H75L76 78ZM95 76L96 77H99L100 76V78H103V80H101L100 79V81H98L99 83H101V85L96 81V83H95V80H98L97 78L95 79ZM215 76V77H214ZM216 76H218V78H217V81H216ZM220 76V77H219ZM240 76H242L241 74H240ZM28 77V78H27ZM49 78V79H46V78ZM75 77V78H74ZM93 77V78H92ZM133 77H134V79H133ZM156 77H159V78H156ZM16 78V79H17ZM21 80H20V79ZM57 78L59 79V80H57ZM68 78H70V77H68ZM116 79V82H115V80H113V79ZM120 78H121V80H120ZM154 78H156V79H154ZM224 78V80H222V79ZM242 78V77H241ZM244 78V77H243ZM242 78V79H243ZM5 78H2V80L3 81H5L4 80ZM28 79V81H25V80H27ZM54 79V80H53ZM65 79H66V77H65ZM64 79V80H65ZM74 81H73V80ZM93 80V82L91 81V80ZM95 79V80H94ZM129 79H130V82H129ZM132 79V80H131ZM143 79V80H142ZM221 79V80H220ZM226 79V80H225ZM242 79H240L239 80V82H238V84L240 83V86L242 85ZM1 79H0V81H2ZM9 80V81H8ZM13 80V79H12ZM48 80V81H47ZM49 80H50V82H49ZM53 80V81H52ZM90 80V81H89ZM105 80V81H104ZM119 80V81H118ZM122 80L124 81V82H122ZM137 80V81H136ZM220 80V81H219ZM233 80V82H235ZM15 80H13V83H15L14 82ZM24 81H25V83H26V85H28L27 87L28 88H30V91H29V89L26 87V85H25V87H24ZM57 81H59V82H57ZM67 81H69V79L67 80ZM129 83H128V82ZM134 81V82H133ZM136 81V82H135ZM144 81V82H143ZM156 81V82H155ZM81 82H82V84H83V86H82V84H81ZM106 84H108V87L109 86H111V87H113L114 86V88H108V89H106V90H100L99 91V89L100 88H102L103 86H105L104 85V83ZM137 82H138V84H137ZM214 82H218V84L216 83L215 85L213 84ZM55 83V84H54ZM68 83H69V85H68ZM91 83V84H90ZM115 83H117V84H115ZM121 83V84H120ZM126 83H127V85H126ZM133 84V86H132V84ZM145 83V84H144ZM1 84V83H0ZM3 84H1V87H4V85ZM5 84V85H6ZM12 84V83H11ZM47 84H49V85H47ZM62 84V85H61ZM64 84H66V85H68L69 86V88H68V86H65ZM87 84V85H86ZM103 84V85H102ZM112 84H114L113 86H112ZM119 84V85H118ZM135 84H136V86H139L138 88L135 86ZM238 84H237V86H238ZM7 85H6V88H7ZM50 85L52 86L53 85V87L50 89V88H48V87H50ZM70 85L72 86L73 85V88L71 87L70 88ZM79 85V86H78ZM89 85V86H88ZM121 85V86H120ZM130 87H129V86ZM211 85V86H210ZM214 85V86H213ZM227 85H229V83L227 84ZM233 85H234V83H233ZM233 85H231V86H233ZM10 86V87H9ZM12 86H13V84H12ZM45 86V87H44ZM85 86H87V87H85ZM90 86H92V87H90ZM94 86V87H93ZM99 86V87H98ZM107 86V85H106ZM236 85L233 87L234 89H235V87H237ZM1 87H0V94H1V98H0V108H2V103L1 102H3V95L4 94H6L7 92L5 91L6 90V88H2L3 89V91H2V89H1ZM32 87V88H31ZM81 87V88H80ZM89 87V88H88ZM117 87V88H116ZM135 89H137V91L139 92V98H137V102H133L132 100H130V98H129V94H131L130 92H132L133 90H134V88ZM244 87V86H243ZM243 87H241L242 88V93L243 92H245V88L243 89ZM25 88H27V89H25ZM46 88V89H45ZM54 88V89H53ZM74 88H76V89H74ZM78 88V89H77ZM83 88H85L84 90H83ZM96 88V89H95ZM104 88V87H103ZM119 88V89H118ZM221 88V90H220V92H221V94L222 93H224V92H226L227 93V89H230V87H228V86H226V88L225 89H222ZM5 89V90H4ZM57 89V90H56ZM73 89V90H72ZM86 89L88 90V91H86ZM90 89H92L91 90V92H89L90 91ZM114 89H116V90H114L115 92H113V90ZM140 89V90H139ZM216 89H214V91H213V93L214 94H212V93H209V94H211L210 95V103L212 104V106H214V105H216V106H214V107H217L216 108V110H217V112L220 110V112L221 111H223V110H221L220 108H223V107H220V105L221 104H224V106L227 104V101H229V98H230V100L232 101V99L235 101V99L237 98V99H239V98H242V97H244L245 96V93H243V95L244 96H242V97H240L241 95L239 94L238 95V92L236 91V90H234V89H230V90H233V93L235 94V98H234V95H233V93L232 92H230L229 90H228V93L227 94H225V96L224 95H222V96H224V97H222L221 98V96H220V93H219V91H217ZM237 89V88H236ZM240 89V88H239ZM24 92H23V91ZM33 90V92L32 93H30L31 91ZM46 90H48L47 92H49L50 90V92H49V94L47 93V92H45ZM60 90V91H59ZM81 90H82V92H81ZM97 90L99 91V92H97ZM112 90V91H111ZM121 90V91H120ZM125 90V91H124ZM142 90V91H141ZM215 90L217 91L216 93H215ZM224 92H223V91ZM241 90V89H240ZM20 91H22V93L20 92ZM43 91L45 92V94L43 93ZM70 91H71V93H70ZM74 91H75V93H74ZM79 91V92H78ZM95 91V92H94ZM102 91H104V94H106V98H107V100H108V103L110 102L112 105H114L115 106V104L117 105L118 104V106L120 105L121 106V108H122V111H123V115H124V113H125V110H127L128 109V112L130 113H132V115H131V119H130V121L132 120V122H129V124H128V126H127V124L125 123V121H123V119H125L126 120V122L128 123V120L126 119V117H128V116H130L129 114H128V112H126V114H127V116L125 117V116H117V119H115V120H117V122L115 123V120L114 119H112V121H114V122H111V121H107V119H106V114H104V112H107V110L109 111V113H110V111H112V112H114L113 110H109V109H107L106 111L104 110L103 111V108L106 106V102H107V100H105V96H104V94H101V96L103 95L104 97L102 98L101 97V99H103L102 101H101V99H99L100 98V95H99V97H98V99L96 100V99H94V98H96L98 95H97V93H101ZM108 92V91H110V92H108V93H105V92ZM118 91H120V92H118ZM6 92V93H5ZM28 92H29V94H28ZM55 92V93H54ZM81 92V94H80V96L78 95L79 93ZM89 92V93H88ZM95 93L96 94V96L95 95H93V93ZM112 92V93H111ZM128 94H127V93ZM210 92V91H209ZM232 94H230V93ZM2 93H4L3 95H2ZM25 93V94H24ZM36 93V94H35ZM52 93V94H51ZM90 93H92V94H90ZM162 93H164V92H162ZM162 93H161V95H160V98H159V100H158V108H159V120H156V123H154L153 125L155 126V125H157V127H159L161 130H163V131H165L166 129H173V130H175V128L177 127V125L176 124H178V122H176L175 123V121L173 120V117L172 118H170L172 115H173V110L175 111V109H173V107L171 106L172 104V102H170L171 101V99H170V97H169V95L166 93V91H165V96H166V98H165V96L164 95H162ZM219 94V99H218V101L219 102H221V104L218 102V104H219V107H218V104H214L213 105V102H215L216 100H217V98H218V95H217V97L216 98H214L215 97V94ZM32 94V95H31ZM38 94H40V95H38ZM42 94H43V96H42ZM48 94V95H47ZM55 94V95H54ZM90 94V95H89ZM119 94V95H118ZM228 94H230V96L231 97H233L232 99H231V97L228 95ZM29 97H27V96ZM47 97H46V96ZM52 95H54V96H52ZM60 95V96H59ZM85 95V97L87 96V97H89V98H85V97H83ZM112 95H113V97H112ZM115 95V96H114ZM127 95V96H126ZM213 95H214V97H213ZM27 97V98H24V97ZM57 96H58V98H57ZM71 96V97H70ZM82 96V97H81ZM119 96V97H118ZM123 98H122V97ZM125 96V97H124ZM162 96V97H161ZM226 96H228L227 98H226ZM237 96V97H236ZM36 97V98H35ZM52 97V98H51ZM80 97V98H79ZM92 97H94V98H92ZM142 97V98H141ZM164 97V98H163ZM239 97V98H238ZM31 98V99H30ZM51 98V99H50ZM56 98V99H55ZM120 98V99H119ZM144 98V99H143ZM168 98V99H167ZM223 98H225V102L226 103H223L222 102V100H224ZM21 99H23V100H21ZM26 99V100H25ZM37 99V100H36ZM41 99V100H40ZM72 99V100H71ZM76 99V100H75ZM83 99H84V101H83ZM93 99V100H92ZM111 99V100H110ZM121 99H122V101H121ZM124 99V100H123ZM211 99H213V100H211ZM236 99V101L237 102H235V103H237L238 104V102L240 101V103L242 102L243 103V99H239V100H237ZM75 100V101H74ZM86 100H90V101H86ZM99 100V101H98ZM142 100V101H141ZM164 101V103H163V101ZM169 102H168V101ZM244 100H245V97H244ZM41 101V102H42ZM91 101H92V103H91ZM97 101V103H93V102H96ZM167 101V102H166ZM212 101V102H211ZM56 104H55V103ZM62 102H64V103H62ZM67 102V103H66ZM102 102H104L103 104H101ZM120 102V103H119ZM142 102V103H141ZM161 102V103H160ZM230 102V101H229ZM95 104L94 106L96 107H91L92 109V111L91 110H87L88 109V107L89 106H91L90 104ZM108 104V108L109 107H113L111 104ZM139 103L141 104L140 106H139ZM163 103V104H162ZM168 103V104H167ZM235 104L234 102H231V106H229V109H230V107L232 108V106H234L233 104ZM240 103H239V105H240ZM241 103V105H242V108H241V106H240V108H241V110L243 109V108H245V106L243 105ZM66 104V105H65ZM85 104H87L86 106H85ZM96 104H98V105H96ZM170 104V106H171V109H172V111L170 110V106H167V105H169ZM236 104V105H237ZM245 104H246V102H245ZM77 105V106H76ZM89 105V106H88ZM103 106V108L102 107H100L102 110L100 111V109L99 108H97V106L99 107V106ZM131 105H133V106H131ZM56 106V107H55ZM93 106V105H92ZM117 106V108H120V107H118ZM123 106L124 107H126V108H123ZM143 106V107H142ZM161 106V107H160ZM221 106H223V105H221ZM29 107V106H28ZM27 107V109H26V111L27 112H25L24 114V116H22L21 118H19V120H23V119H25L26 120V118H23V117H27V118H30V116L31 115H33L34 113H33V110H31V108H28ZM52 107V108H51ZM68 107H69V109H68ZM80 107V108H79ZM107 107V106H106ZM106 107L104 108V109H106ZM116 107V106H115ZM114 107V108H115ZM137 107V108H136ZM139 107V108H138ZM248 107H249V105L245 108V109H243L242 111L240 110V113L238 112L239 111V109H237L236 110V114L238 113V115H240V114H242V113H244L245 112V110H246V112H248V113H251V111L254 109H257V108H253L252 110H248ZM56 108H57V110H56ZM130 108H134V111H133V109H132V111H131V109ZM147 108V109H146ZM163 108V109H162ZM164 108H166L167 110H165L164 111ZM234 108H235V106H234ZM234 108H232V109H230V110H233ZM238 108V107H237ZM251 108H252V105H251ZM3 109H4V105H3ZM52 109V110H51ZM80 109V110H79ZM83 109V110H82ZM162 109V110H161ZM250 109V108H249ZM69 110V111H68ZM93 110H95V111H93ZM97 110L98 111H100L99 113L97 112ZM116 110V109H115ZM130 110V111H129ZM161 110V111H160ZM212 110L214 111L213 112V114H217V112H215V108H213L212 107ZM229 110V111H230ZM263 110V109H262ZM30 111V112H29ZM71 111V112H70ZM103 111V113H101ZM119 111H121V110H117V115L119 114V113H121V112H119ZM139 111H140V113H139ZM164 113H163V112ZM171 111V112H170ZM244 111V112H243ZM250 111V112H249ZM258 110H256V112H257ZM1 112V111H0ZM80 112V113H79ZM85 112H86V114H85ZM94 112V113H93ZM136 112V113H135ZM144 112V113H143ZM220 112H218V113H220ZM254 112V111H253ZM259 112H262V111H259ZM56 113V114H55ZM67 113V114H66ZM89 113V114H88ZM93 113V114H92ZM95 113H96V115H95ZM97 113L99 114V116L97 115ZM130 113V114H131ZM146 113V114H145ZM161 113H162V115H161ZM166 113V114H165ZM255 113V112H254ZM253 113V114H254ZM31 114V115H30ZM42 114V113H41ZM78 114V115H77ZM113 114H116V111L113 113ZM113 114H108L109 116H110V118H112L111 117V115H113ZM134 114V115H133ZM139 114V116H136V115H138ZM224 114H228L227 113V111H226V113H223V114H220L217 118L215 117V118H213L212 120H213V122H212V120H211V124H210V134H213L215 131L217 132H219V130L220 131H222V132H226V131H223V129L224 130H228V131H230L229 132V137H232V133H233V131H231V129H232V127L230 128L229 126V128L227 129V126L224 128L223 126H224V124L222 125V126H220V124H222V117H220L221 115H223V117L224 116H226V115H224ZM245 114V113H244ZM243 114V115H244ZM247 114V113H246ZM252 113L250 114V116L251 117H253L254 118V116H252L253 115ZM261 115H262V113H260ZM83 115H85V116H83ZM95 115V116H94ZM104 115V117H105V119H106V121H104L105 119H104V117L102 118V116ZM119 115H122V114H119ZM243 115H241V116H239V117H241V120H240V118H236V119H238V120H240V124H241V130H242V128L243 129H245L246 127H247V124L245 123V121H247V120H245L246 118H243L242 119V116ZM249 115V114H248ZM114 116V115H113ZM143 116H144V118H143ZM146 116V117H145ZM151 116V115H150ZM161 116H162V118H161ZM167 116H169V117H167ZM244 116H246V115H244ZM258 116V115H257ZM256 116V117H257ZM67 117V118H66ZM98 117V118H97ZM123 117V118H122ZM125 117V118H124ZM138 117V118H137ZM220 117V118H219ZM249 117V116H248ZM251 117H250V119H248L249 121H247V123H253V121L256 119H253L252 118V120H251ZM261 117V116H260ZM107 118H109V117H107ZM114 118H116V117H114ZM122 119V121L126 124L125 126H124V124H123V122L120 120H118V119ZM142 118V119H141ZM67 121H66V120ZM79 119V120H78ZM86 119V120H85ZM94 119V120H93ZM100 121H102L101 123L99 122V124L97 123L99 120ZM128 119H129V117H128ZM136 119V120H135ZM146 119V120H145ZM162 119V120H161ZM165 119V120H164ZM220 119V120H219ZM97 121V122H94V121ZM111 120V119H110ZM145 120V121H144ZM217 120V121H219V122H215V121ZM232 120V119H231ZM230 120V121H231ZM258 118H257V120H256V122H258ZM82 121H84V122H82ZM87 123H86V122ZM88 121H89V123H88ZM138 121V123H136ZM162 121V122H161ZM252 121V122H251ZM60 122H62L61 124H60ZM110 122H111V124H110ZM161 122V123H160ZM224 122H226V121H224ZM245 123V124H242V123ZM260 123L262 122V121H259ZM258 122V123H259ZM52 123H54V124H52ZM93 123V124H92ZM97 123V124H96ZM112 123H113V125H112ZM120 124V123H122V125H121V127H122V129H119V127H120V125H117V124ZM131 123V124H130ZM142 123V124H141ZM144 123V124H143ZM174 123H175V125H174ZM220 123V124H219ZM229 123V124H228ZM249 123V124H250ZM110 124V125H109ZM133 124V125H132ZM141 124V125H140ZM150 124V125H149ZM213 124V125H212ZM215 124V125H214ZM217 124V125H216ZM249 124H248V127H249ZM250 124V126L251 127H254V126H252ZM255 124V123H254ZM90 125V126H89ZM138 125V126H137ZM145 125H146V127H145ZM148 125V126H147ZM167 125V126H166ZM226 125H232V124H230V122L228 121V122H226ZM243 125H246V127L244 128V126ZM260 125V124H259ZM55 126V127H54ZM63 126V127H62ZM87 126V127H86ZM95 126V127H94ZM114 126H116V129H115V127ZM129 126H134V128L132 127L131 129L129 128ZM171 126V127H170ZM211 126H218V129H217V127H212L211 128ZM92 127V128H91ZM120 127V128H121ZM126 127V129H124ZM142 127H144V128H142ZM149 127V128H148ZM55 128V129H54ZM67 129H69V130H67ZM82 129V130H81ZM107 129H109V130H111L112 131V129H113V132H110L109 130H107ZM114 129H115V131H114ZM131 131H129V130ZM135 129V130H134ZM150 129V130H149ZM212 129H214V130H212ZM222 129V130H221ZM230 129V130H229ZM122 130V131H121ZM128 130V131H127ZM148 130V131H147ZM211 130H212V132H211ZM119 131H120V133H119ZM134 131H135V134H134ZM137 131V132H136ZM94 132H96V131H94ZM108 132V133H107ZM118 132V133H117ZM133 132V133H132ZM144 132V133H143ZM217 132V133H218ZM232 132V133H231ZM54 133V132H53ZM111 133L113 134V133H115V134H113V135H111ZM131 133V134H130ZM241 133L243 134V130L241 131ZM248 133V132H247ZM94 134H96V136H97V133H94ZM103 134V135H104ZM122 134V135H121ZM128 134H130V135H128ZM220 134V133H219ZM226 134V133H225ZM228 135V134H227ZM231 135V136H230ZM243 136H245L244 134L242 135V139H243ZM249 136L251 137H253V133L252 134H250V132H249ZM252 137H251V139H252ZM251 139H249V140H251ZM254 142V140L252 141V143ZM243 144V141H242V143H239V144H237V146H235V148H233V152L230 154V155H232V156H234L235 155V157H233L232 159H234V160H237V158H238V155H240L241 156V153H239V149H240V151H241V147L238 149V147H239V145H242ZM255 150V146H254V148H252V152H254V150ZM238 151V152H237ZM238 154V155H237ZM194 184H196V182H194ZM194 184H191L190 185V190L189 191H191V192H194L195 194H197L198 193V191H199V187H198V184L197 185H195V186H193ZM195 188H193V187ZM193 188V189H192ZM197 189V190H196ZM190 192V195H193L194 193H191ZM195 194H194V196H195ZM190 198H191V196H190ZM195 198V197H194ZM191 199H193V196H192V198Z\"/></svg>","mask_w":264,"mask_h":264}]
</instances>
